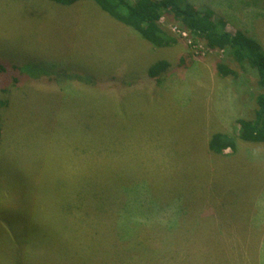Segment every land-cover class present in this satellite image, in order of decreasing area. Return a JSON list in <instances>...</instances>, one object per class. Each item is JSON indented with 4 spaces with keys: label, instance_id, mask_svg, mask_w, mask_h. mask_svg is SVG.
<instances>
[{
    "label": "rangeland",
    "instance_id": "1",
    "mask_svg": "<svg viewBox=\"0 0 264 264\" xmlns=\"http://www.w3.org/2000/svg\"><path fill=\"white\" fill-rule=\"evenodd\" d=\"M189 1L264 51V0ZM187 49L152 45L92 1L0 0V234L6 214L22 218L0 264H165L177 249L171 264H220L207 248L264 264V143L236 123L256 108L257 71L223 50L185 69ZM161 59L171 67L151 82ZM218 132L235 148L209 151ZM152 226L164 234L145 242Z\"/></svg>",
    "mask_w": 264,
    "mask_h": 264
},
{
    "label": "trees",
    "instance_id": "2",
    "mask_svg": "<svg viewBox=\"0 0 264 264\" xmlns=\"http://www.w3.org/2000/svg\"><path fill=\"white\" fill-rule=\"evenodd\" d=\"M50 1L65 6H70L78 1H92L111 18L132 28L139 33L142 38L158 48H170L175 46L178 40H183L166 32L159 23L160 18L163 17L164 21L167 20L171 24H177L188 34V37L184 41L189 53L182 55L179 62L180 66L185 69L188 67L187 64L191 62V56L193 54L206 56L209 53H213V51L219 52L222 50L228 55L227 57L230 62L237 64L239 67L248 65L250 68L255 69L257 71V83L260 87V92L254 98L256 108L250 118H238L236 123L239 127L238 138L241 141L264 143V51L262 46L256 40L251 39L244 31L238 29L234 33L226 31V21L223 16H219L218 21H214V12L210 8H205V11L202 13L196 5L189 0H134L133 3H130L128 0ZM196 44H200L202 47H197L193 50ZM230 62L218 63L216 66L217 72L224 78H238L239 74L236 69L231 67ZM170 67L171 64L169 61L161 59L149 67L147 77L151 82L158 83L164 78ZM14 68H16V70L18 69L17 67ZM1 137L0 122V143ZM234 148V138L224 133H215L211 135L208 140V150L214 154H221L226 149L232 150ZM5 218L11 225V228L1 233L0 239L4 241L5 246H9L13 243L15 246L13 249L16 250L19 241L22 240L15 236L17 234L13 230L21 225L22 218L16 213H8ZM161 228L160 226L145 228L147 230L145 242H148L151 238H156L153 237L154 235L162 236L164 233H162ZM176 247H178V243ZM216 247L218 249L219 245ZM147 250L148 249H145L144 251L146 252ZM144 251L142 255H144ZM209 252L220 259L219 262L222 264L221 255L209 251L207 248L206 254H208V256ZM81 253L86 258L87 251L81 250ZM179 254L177 249V252L173 253L172 258L165 264H171L177 261L179 259ZM21 255L26 258L25 251L21 253ZM139 255L138 252V256ZM19 258L21 259L20 254ZM89 261L91 260L86 259L82 262L88 263ZM146 264H161V257L159 259H151L150 262H146Z\"/></svg>",
    "mask_w": 264,
    "mask_h": 264
},
{
    "label": "built area",
    "instance_id": "3",
    "mask_svg": "<svg viewBox=\"0 0 264 264\" xmlns=\"http://www.w3.org/2000/svg\"><path fill=\"white\" fill-rule=\"evenodd\" d=\"M159 22L162 24V23L164 22V18H163V17L160 18ZM167 28H168V31H169L172 35L176 36V37L179 38V39H183V40H185V39L188 37L187 32L184 31V30H182V29L180 28V26H178L177 24H169V25L167 26ZM197 47H202V46H201L200 44H196V46H194L193 50L196 49ZM195 51H196V50H195Z\"/></svg>",
    "mask_w": 264,
    "mask_h": 264
},
{
    "label": "bare ground",
    "instance_id": "4",
    "mask_svg": "<svg viewBox=\"0 0 264 264\" xmlns=\"http://www.w3.org/2000/svg\"><path fill=\"white\" fill-rule=\"evenodd\" d=\"M155 71V70H154ZM161 214V213H160ZM66 243V242H65ZM81 258V257H80ZM66 259V258H65ZM64 261V260H63ZM65 262H67V261H65ZM65 264V263H64Z\"/></svg>",
    "mask_w": 264,
    "mask_h": 264
},
{
    "label": "clouds",
    "instance_id": "5",
    "mask_svg": "<svg viewBox=\"0 0 264 264\" xmlns=\"http://www.w3.org/2000/svg\"><path fill=\"white\" fill-rule=\"evenodd\" d=\"M160 23V22H159ZM161 24V23H160ZM167 24H171V23H167ZM162 25V24H161Z\"/></svg>",
    "mask_w": 264,
    "mask_h": 264
}]
</instances>
